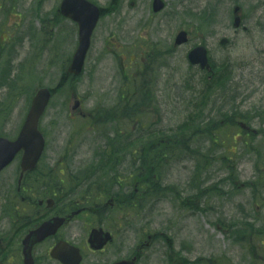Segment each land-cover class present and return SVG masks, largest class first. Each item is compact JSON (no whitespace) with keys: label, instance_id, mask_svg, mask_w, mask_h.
Listing matches in <instances>:
<instances>
[{"label":"rangeland","instance_id":"obj_1","mask_svg":"<svg viewBox=\"0 0 264 264\" xmlns=\"http://www.w3.org/2000/svg\"><path fill=\"white\" fill-rule=\"evenodd\" d=\"M61 1L0 0V135L14 137L18 133L35 90L40 86L49 87L55 96L43 117V127L49 133L53 152H56L59 140L75 126V121L68 118L74 92L83 100L85 111L111 107L116 117L111 120L110 130H116L120 109L113 106L119 102L118 92L125 72L122 66L134 69L138 61L141 66L147 65L149 82L160 97L162 114H165L162 126L177 127L181 122H187L189 117L202 116L206 110V106L201 105L205 102V94L218 90V80L228 75L239 87L241 97L237 103L240 111L252 116L249 122L254 129L263 131L254 146H258L264 155V0H165L166 7L160 13L152 9L153 0H95L109 13L100 20L87 67L77 80H67L64 76L78 42L75 30L66 32L68 29L60 18L58 9ZM236 4L244 8L247 30H235L232 25ZM185 29L190 33V41L176 46L175 36ZM60 32L64 33V38ZM16 34L23 37L20 45L24 61L19 64L18 71L15 61L9 63L7 60L8 50L19 39ZM58 36L61 37L57 45ZM224 37L230 40L226 46L221 44ZM200 43L210 50L216 71L228 69L232 64L235 67L232 66V73H222L213 82L215 86L205 84L204 73L187 60L189 50ZM56 45L59 48L55 50ZM164 50L167 54L151 64V52ZM60 51L62 55L57 57ZM30 68L31 76L26 72ZM5 75L8 76L5 78ZM143 108L145 112L151 110L147 105ZM229 135L230 130L222 132L225 144L222 148L220 141L214 145V155L234 149L239 180H251L255 176L258 154L252 155L250 148L244 145H232ZM67 142L65 140L60 146L69 156H76L80 169L93 164L95 155L103 151L97 143H87L84 138L80 139L81 145L74 143L69 147ZM125 145L123 142V147ZM123 153L124 157L130 155L127 150ZM115 164L124 166V161L111 159V165ZM189 165L192 167L194 163ZM219 166L220 163L215 162L211 169L217 176L227 172ZM117 169L123 172L122 167ZM12 170L13 167L0 177L7 181ZM186 174L182 170L172 181L179 182ZM224 190L227 193L223 197L212 195L208 206L201 211L176 214L166 204L158 207L155 202L143 206L138 204L136 218L130 223L131 240L128 245L132 246V251L129 255L150 232L160 234L166 228L167 236L156 238L140 264H170L173 252L185 257L190 264H243L247 248L264 240L261 233L255 234L260 226L264 227V222L255 221L256 229L247 233L242 221L253 224L258 209L264 212V205L260 206V199H254L249 188L242 187L237 191L226 185ZM8 207L9 204L0 200V235L10 232L14 226L10 218L4 216ZM128 208L129 213L134 211ZM219 219L230 220V225L219 228ZM76 231L74 241H82L84 234L88 235L83 220L77 219ZM49 249L50 246L47 252ZM110 255L111 262L125 256L119 246L116 251L111 249L99 255L88 253L87 264H106ZM43 264L59 263L47 260Z\"/></svg>","mask_w":264,"mask_h":264},{"label":"flooded vegetation","instance_id":"obj_2","mask_svg":"<svg viewBox=\"0 0 264 264\" xmlns=\"http://www.w3.org/2000/svg\"><path fill=\"white\" fill-rule=\"evenodd\" d=\"M89 116L97 144L103 149L95 155L93 164L80 169L76 156H69L60 146L65 140H68L66 146L69 147L74 143L81 145L79 136L82 132L79 128H73L65 138L59 140L56 152H53L49 133L45 130V150L38 166L26 172L20 183L23 155L19 154L12 163L13 170L7 181L0 180V195H6L0 196V200L9 204L4 216L9 217L10 223L14 225L10 232L0 235V238L6 239L0 242V264H27L23 239L39 224L54 219L60 225L54 234L33 244L30 255L32 264L54 260L49 255L50 249L59 241H65L79 249V252L73 249L63 251V255L69 260L81 254L80 264H87L88 253L99 255L111 249L116 251L119 246L125 254L120 259L133 257V253L129 256L132 246L129 247L128 242L131 240L130 223L134 219L130 218L132 212L129 213L128 199L136 197L135 194L138 193L143 199H147L155 192L158 205L166 204L177 214L192 212L197 206L194 183L189 180V175L186 174L179 182L172 181L178 176V170H188L184 169V166L187 167L185 162L188 164L187 151L183 155L181 151L175 150V144L167 138H159L157 132L152 133V143L144 144L143 141L147 138L144 139L143 136L148 130L135 129L133 133L141 142L137 149L143 157L137 163L140 164L143 176L136 181L132 191L126 186L128 178L124 166L111 165V159L124 161L121 129L120 136L115 134L114 138L111 137V107L94 108ZM41 131L43 133V121ZM118 141L119 148L116 147ZM176 154H180L179 157H175ZM119 166L123 169L122 173L117 169ZM128 175L130 178L134 177L133 173ZM203 200L207 202L208 199ZM77 219L83 220L88 233L87 236L84 234L82 241H74ZM92 232L95 239L108 241L101 250H95L91 246ZM164 233L161 231V236ZM152 235V240L155 241L156 234ZM48 246L50 249L47 252ZM111 261L110 255L106 264H111Z\"/></svg>","mask_w":264,"mask_h":264},{"label":"water","instance_id":"obj_3","mask_svg":"<svg viewBox=\"0 0 264 264\" xmlns=\"http://www.w3.org/2000/svg\"><path fill=\"white\" fill-rule=\"evenodd\" d=\"M163 6L164 3L161 0H156L154 3V9L156 11L161 10ZM63 10L64 12L73 13L76 15V18L87 16V18L92 20V22H95L99 16V9L96 6H91L87 3H81L78 1H66L63 6ZM237 11L238 8L236 9V12ZM239 24L240 18L237 17L235 26H239ZM89 32L84 35V43L78 50L79 60H77L71 67V70L74 72L79 73L82 69L84 56L89 47ZM186 35V32L180 33L176 41L178 43L186 42ZM190 59L194 63L200 62L202 67L209 66L206 60V51L203 47H197V49L193 50L190 54ZM50 95L51 93L47 88H41L38 90L26 125L17 141L11 142L7 139H0V169L10 162L15 153L21 148H24L26 150V154L28 155V158H26L23 163L25 169L31 168V166L36 163L43 148L42 135L38 132V122L47 105ZM40 232L41 230L38 231V233ZM135 259L136 258L133 259V262L128 261L123 262L122 264H136Z\"/></svg>","mask_w":264,"mask_h":264},{"label":"trees","instance_id":"obj_4","mask_svg":"<svg viewBox=\"0 0 264 264\" xmlns=\"http://www.w3.org/2000/svg\"><path fill=\"white\" fill-rule=\"evenodd\" d=\"M226 79V78H225ZM225 79H223V80H225ZM222 80V81H223ZM220 82L221 83V86H222V89H221V91H220V94L223 96L225 93H228V86H227V83L225 82ZM224 83V84H223ZM231 90V89H230ZM235 94H233V95H231L230 96V98L229 99H232V98H235ZM220 116H221V121H223L222 122V129H224L225 127H226V125H233V123H232V121H233V117L229 114V110L228 109H226V110H223L222 109V111L220 112ZM232 127V126H231ZM221 129V130H222ZM213 130L212 129H208V130H205V133L208 135V138L209 139H211V137H212V135H213ZM233 144H237V142H235L234 141V143ZM245 144H248L249 146H251L250 145V143L248 142V141H245V143H244V145ZM234 152L235 151H233V150H229V151H227L226 150V152H224L225 154L223 155V157H222V160H223V164H225V165H227L231 170H232V166H231V163H232V160H231V158L229 157V155L230 154H234ZM209 154V153H208ZM211 154V153H210ZM229 154V155H228ZM209 161V160H208ZM208 164H212V162L211 161H209V163Z\"/></svg>","mask_w":264,"mask_h":264}]
</instances>
